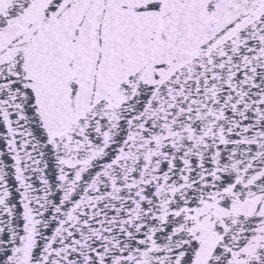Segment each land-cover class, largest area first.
Segmentation results:
<instances>
[{
	"label": "snow or ice",
	"instance_id": "6c2138e0",
	"mask_svg": "<svg viewBox=\"0 0 264 264\" xmlns=\"http://www.w3.org/2000/svg\"><path fill=\"white\" fill-rule=\"evenodd\" d=\"M0 264H264V0H0Z\"/></svg>",
	"mask_w": 264,
	"mask_h": 264
}]
</instances>
